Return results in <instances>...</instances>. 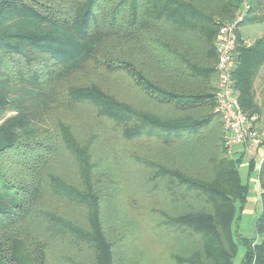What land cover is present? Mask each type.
I'll use <instances>...</instances> for the list:
<instances>
[{"label": "trees", "instance_id": "obj_1", "mask_svg": "<svg viewBox=\"0 0 264 264\" xmlns=\"http://www.w3.org/2000/svg\"><path fill=\"white\" fill-rule=\"evenodd\" d=\"M243 2L0 0V264H53V248L79 242L92 256L74 264H117L102 218L105 194L98 185L105 162L94 157L98 134L90 128L81 135L61 112L79 104L124 126L129 138L153 134L170 143L193 134L189 152L201 164L195 174L137 156L154 169L149 179L155 186L164 180L176 201H198L186 213L164 218L181 233L180 243L192 248L172 254L179 264H234L239 244L245 247L241 264H264V158L259 240H248L238 231L246 190L239 160L221 144V152L211 146L210 154L199 145L211 138L203 131L222 120L215 111V38L223 19L233 18ZM247 2L243 22L257 21L252 13L264 0ZM219 4L222 12L215 10ZM242 42L238 33L234 90L243 110L257 115L253 82L264 63V37L254 46ZM113 71L177 113L161 115L109 95L97 75ZM63 156L76 163L78 184L60 174ZM50 196L85 207L89 228L53 209Z\"/></svg>", "mask_w": 264, "mask_h": 264}, {"label": "rangeland", "instance_id": "obj_2", "mask_svg": "<svg viewBox=\"0 0 264 264\" xmlns=\"http://www.w3.org/2000/svg\"><path fill=\"white\" fill-rule=\"evenodd\" d=\"M215 10L222 12L221 5H217ZM243 10L244 4L233 18L232 16L226 20L221 17L216 18L223 19L224 23L231 22L236 20ZM252 16H257L258 20L242 21L238 28V33L243 39L242 45L245 47L254 46L264 37V3L261 9L252 13ZM117 46L120 48L121 44ZM123 46L122 44L121 48ZM240 59L241 54L239 61L237 59V66L240 64ZM97 82L109 95L138 108L147 107L161 115L177 113L170 107L171 105L158 104L157 101L147 97L141 88L135 86L131 78L121 71L101 72L97 75ZM253 90L255 101L260 106L259 114L252 115L253 124L262 132L264 131V63L257 70ZM61 112L69 118L68 120L81 135H85L90 128L98 134L94 143V157L105 162V169L101 170L102 173L99 175L101 181L98 185L101 192L105 194L102 218L104 229L110 240L114 242L117 264H179L172 254L184 255L192 248L180 243L181 233L164 225V218L167 215L180 216L198 201L191 196L176 201L169 196L167 182L164 180L155 186V182L149 179L154 169L143 161L140 162L137 156L154 160L166 167H177L189 174H195V169L200 168L201 164L199 165L189 152L193 134L170 143L153 134H141L129 138L124 132V126L111 118L99 115L95 107L90 104H79L72 108L66 106ZM7 113V115L13 114ZM204 113L207 112L204 110L197 115ZM219 130L221 136H219ZM203 132L211 138L209 141L208 138L200 140L202 142L199 145L206 146V152L208 151L209 154L212 152L209 149L211 146L221 152L218 148L219 144L225 147L223 120L218 118L212 127ZM249 149L251 150L247 152L244 147H237L235 149L237 153L234 155L240 162V177L246 188L244 201L239 210L238 231L248 240H259L256 233V220L263 210L259 165L264 158V139L259 138ZM59 168L60 174L66 180L75 181L77 184L80 182L78 167L69 156L61 158ZM49 205L89 228L88 212L85 207H78L64 198L55 196L49 197ZM183 240L185 241V238ZM77 244L53 248L51 252L53 264H74V260L78 261L83 257L90 260L92 251L84 242ZM244 255L245 247L239 244L234 264H241Z\"/></svg>", "mask_w": 264, "mask_h": 264}, {"label": "built area", "instance_id": "obj_3", "mask_svg": "<svg viewBox=\"0 0 264 264\" xmlns=\"http://www.w3.org/2000/svg\"><path fill=\"white\" fill-rule=\"evenodd\" d=\"M243 4L244 10L238 14L236 20L220 25L215 38L218 56L215 111L222 116L224 145L230 156H234L237 147L242 146L248 152L255 141L259 138L264 139V131L261 132L253 124L254 117L243 110L234 90L233 74L237 66L238 28L249 8L247 0H244Z\"/></svg>", "mask_w": 264, "mask_h": 264}, {"label": "crops", "instance_id": "obj_4", "mask_svg": "<svg viewBox=\"0 0 264 264\" xmlns=\"http://www.w3.org/2000/svg\"><path fill=\"white\" fill-rule=\"evenodd\" d=\"M217 75H218V74H217V72H216V77L214 78V80H215V82H216V84H215L216 87H217V82H218V80H217ZM236 149H237V148H236Z\"/></svg>", "mask_w": 264, "mask_h": 264}]
</instances>
